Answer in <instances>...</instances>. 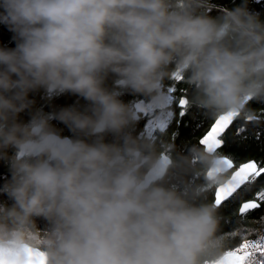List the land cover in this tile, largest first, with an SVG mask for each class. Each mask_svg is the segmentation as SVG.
<instances>
[{"label": "clouds", "instance_id": "obj_1", "mask_svg": "<svg viewBox=\"0 0 264 264\" xmlns=\"http://www.w3.org/2000/svg\"><path fill=\"white\" fill-rule=\"evenodd\" d=\"M252 2L0 0L14 42L0 46V264H218L247 239L208 199L234 183L226 156L166 129L177 81L187 110L260 122Z\"/></svg>", "mask_w": 264, "mask_h": 264}, {"label": "trees", "instance_id": "obj_2", "mask_svg": "<svg viewBox=\"0 0 264 264\" xmlns=\"http://www.w3.org/2000/svg\"><path fill=\"white\" fill-rule=\"evenodd\" d=\"M214 2L217 5L226 7L233 6V0H214ZM235 2L239 3L240 0H235ZM250 7L260 11L262 15H264V0H259V2H255V0H253V2L250 4ZM0 46H14L12 33L9 32L7 27L3 24H0ZM175 85L181 94H186L185 86L181 82L177 81ZM181 90H183V92ZM36 99L38 103L43 105L45 109L48 110L49 107L72 104L75 102L76 97L61 96L50 103L46 100H41L39 96H37ZM126 99L131 100L133 97H126ZM251 107L257 110V120L260 122L254 124L247 119L241 121L237 118L233 126L229 128L227 132L226 145L223 148V151L228 153L237 161L245 160L247 158H254L264 166V104L253 103ZM210 120V118L205 117L195 109H185L184 115H182L180 119L174 121L173 126H171L169 131H167L168 138L174 140L175 144L179 147L191 145L199 146L197 141L198 135L206 128ZM7 175V168L3 164H0V184L4 182V178ZM259 188H264V173L258 177L256 183L250 186V189L244 191V198L254 196L256 193L255 190L258 191ZM0 199H3V197H0ZM208 199L213 200V193L209 194ZM239 201L240 192L227 204L221 207V213L224 217L222 222L223 231L225 233L232 231L235 227L236 220L240 218V215L237 216ZM263 215L264 210L262 208L260 211L245 217V225H251L254 228H259V222L261 220L260 218L263 217ZM258 233V231H245L244 235L245 237L248 236L249 238L253 239L254 237H258ZM242 242L243 239L240 237L235 238L232 241L233 247L231 250L236 249Z\"/></svg>", "mask_w": 264, "mask_h": 264}, {"label": "snow or ice", "instance_id": "obj_3", "mask_svg": "<svg viewBox=\"0 0 264 264\" xmlns=\"http://www.w3.org/2000/svg\"><path fill=\"white\" fill-rule=\"evenodd\" d=\"M183 92V90H181ZM185 104L184 95H181L179 105ZM180 115H184L181 111ZM234 115H221L214 118L209 125L208 130L202 135L199 143L203 146H207L209 150H217L223 145L222 134L225 133L226 129L233 122ZM251 119V117L249 118ZM165 125L162 123L160 127L163 128ZM226 163L229 167H233V160L227 158ZM264 173V167L257 168L255 162L242 163L233 173L234 183L226 186L219 187L215 191V201L218 206L222 205V202L227 201L231 198L242 186L254 181L257 177H260ZM258 198L264 201V190L258 193ZM259 205L254 201L243 202L239 206V212L241 214L246 213L249 209H256ZM257 252L264 253V236L259 237L257 240L244 239L242 243L234 250L227 253L224 261L218 262V264H260L259 261L255 260V254ZM27 264H43V260L39 257L29 259Z\"/></svg>", "mask_w": 264, "mask_h": 264}, {"label": "flooded vegetation", "instance_id": "obj_4", "mask_svg": "<svg viewBox=\"0 0 264 264\" xmlns=\"http://www.w3.org/2000/svg\"><path fill=\"white\" fill-rule=\"evenodd\" d=\"M176 83H177V82H176ZM173 88H174V92H175V95H176L177 99H179V98L181 97V95H184V94H181V93L179 92V90H177L176 85H174ZM133 99H135V98H133ZM133 99H131V100H133ZM173 109H174V111H173V116L170 118V122H169V125H168L166 131H169L170 127L173 126L174 121H176L177 119H180V118H181L182 115H180V113H181V111L184 112L185 109H186V107H185V106H180L178 103H176V104L173 105ZM236 119H237V118L235 117V119H234L233 122L230 124V126L228 127V129H226L225 133L222 134V139H223L224 143H223V145L220 146L217 150H218L219 152L223 153V154L226 156V158H229V159H232V160H233V167H232V169H233L234 171L239 167L240 164L245 163L246 161H249V160H253V161H255V163H256L258 169L261 168V167H264L262 163H259V162H258L256 159H254V158H247V159H245V160L237 161L235 158H233V157L230 156L228 153H226V152L223 151V148H224L225 145H226V135H227V132H228L229 128H231V127L233 126V124L235 123ZM212 120H213V119H211V120L208 122L206 128H205V129H204V130L198 135V138H197L198 140H197V141H198V144H199V145H201V144L199 143V140L201 139L202 135L206 132V130H208L209 125H210V123L212 122ZM145 124H146V120H142V121H141V124H140V127H141L142 129L145 128ZM240 129H242V128H240ZM257 180H258V177H257L254 181H251L250 183H247L246 185L242 186V188H241L240 190H238V191H237V192H236L231 198H229V199H228L227 201H225V202H222L221 207H223L225 204H227V203H228V202H229L234 196L238 195V193L240 192V201H239V203H238V210H239V206H241V204H242L243 202L254 201V202H256V203L259 205L256 209H249L246 213H243V214L239 213L240 218H245V217H247V216H250L251 214H253V213L257 212V211H260L262 208H263V210H264V201H261V200H259V198H258V193H259L261 190H264V188H259L258 191L255 190L256 193L254 194V196H249V197H245V198H244V196H243L244 191L250 189V186H252L254 183H256ZM212 193H213V199H214V198H215V192H212ZM238 210H237V212H238ZM260 219H261V220H260V223H259V226H260L259 228H258V227H257V228H254V227L251 226V225H245V231H246V229H247V231H248V229H251V231H258V232H260L261 230H264V215H263V217H261ZM253 229H254V230H253Z\"/></svg>", "mask_w": 264, "mask_h": 264}, {"label": "rangeland", "instance_id": "obj_5", "mask_svg": "<svg viewBox=\"0 0 264 264\" xmlns=\"http://www.w3.org/2000/svg\"><path fill=\"white\" fill-rule=\"evenodd\" d=\"M260 223V222H259ZM254 230V229H253ZM246 231H247V229H246ZM247 232H249V231H247ZM251 232V231H250ZM246 237H248V236H246ZM257 239H259V235H258V237H254L253 239L252 238H249L248 237V240H257ZM235 250V249H234ZM234 250H231V251H234ZM262 259H263V257H262Z\"/></svg>", "mask_w": 264, "mask_h": 264}, {"label": "water", "instance_id": "obj_6", "mask_svg": "<svg viewBox=\"0 0 264 264\" xmlns=\"http://www.w3.org/2000/svg\"><path fill=\"white\" fill-rule=\"evenodd\" d=\"M235 119V117L233 118V120ZM247 162H255V161H253V160H249V161H246L245 163H247Z\"/></svg>", "mask_w": 264, "mask_h": 264}]
</instances>
